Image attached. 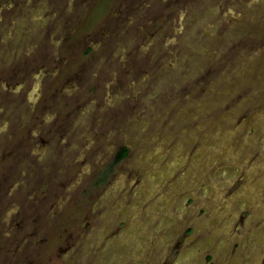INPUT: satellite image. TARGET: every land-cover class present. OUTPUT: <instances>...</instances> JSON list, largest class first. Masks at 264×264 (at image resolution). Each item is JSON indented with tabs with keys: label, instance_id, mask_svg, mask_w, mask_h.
I'll return each instance as SVG.
<instances>
[{
	"label": "rangeland",
	"instance_id": "obj_1",
	"mask_svg": "<svg viewBox=\"0 0 264 264\" xmlns=\"http://www.w3.org/2000/svg\"><path fill=\"white\" fill-rule=\"evenodd\" d=\"M0 152V261L264 264V0H0Z\"/></svg>",
	"mask_w": 264,
	"mask_h": 264
},
{
	"label": "flooded vegetation",
	"instance_id": "obj_2",
	"mask_svg": "<svg viewBox=\"0 0 264 264\" xmlns=\"http://www.w3.org/2000/svg\"><path fill=\"white\" fill-rule=\"evenodd\" d=\"M29 133V134H28ZM27 135L29 136H34V133L33 132H30V131H27ZM26 140L29 139V137H26L25 138ZM31 139V138H30ZM0 154H2L0 152ZM5 178H7V176L5 174H3L1 177H0V196H1V188H2V184L4 183L5 181ZM0 205H1V202H0ZM12 234H14V236H17L18 234L16 232H13V233H4L0 230V254H4V252L6 251L5 249V238L7 237H10ZM7 236V237H6ZM5 256V255H4ZM8 259V257H7ZM3 260H6L5 258H3ZM3 260L0 261V264H2V262H4ZM8 261L9 264H12L11 261L12 260H6Z\"/></svg>",
	"mask_w": 264,
	"mask_h": 264
},
{
	"label": "trees",
	"instance_id": "obj_3",
	"mask_svg": "<svg viewBox=\"0 0 264 264\" xmlns=\"http://www.w3.org/2000/svg\"><path fill=\"white\" fill-rule=\"evenodd\" d=\"M128 153V148L126 146L121 147L114 156V159L111 162L110 170L114 168Z\"/></svg>",
	"mask_w": 264,
	"mask_h": 264
}]
</instances>
